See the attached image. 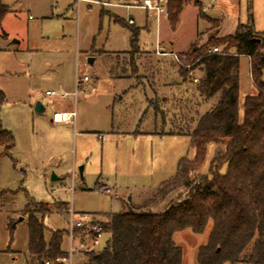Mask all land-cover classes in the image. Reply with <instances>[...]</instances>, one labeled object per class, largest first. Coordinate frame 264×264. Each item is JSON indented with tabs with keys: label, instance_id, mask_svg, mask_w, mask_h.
I'll use <instances>...</instances> for the list:
<instances>
[{
	"label": "rangeland",
	"instance_id": "obj_1",
	"mask_svg": "<svg viewBox=\"0 0 264 264\" xmlns=\"http://www.w3.org/2000/svg\"><path fill=\"white\" fill-rule=\"evenodd\" d=\"M1 1L9 12L1 23L0 44L9 51L0 52V91L5 94L0 119L15 138V148L6 156L0 147V193L8 194L0 208V264H32L29 214H24L31 202L50 206L42 217L49 242L53 232L68 230L70 210L104 222V214L142 205L176 175L182 158H194L187 132L216 101L197 93L204 72L184 63L188 47L192 41L203 46L212 36L227 37L216 32L214 19L222 27L238 20L264 32V0H187L180 23L174 27L170 22L173 29L164 19L159 34L156 18L148 17L146 29L143 11L100 5L137 0L84 2L79 13L77 7L70 11L74 0ZM129 15L140 29L141 49L121 54L130 47V30L122 23ZM159 39L165 41L162 47L173 43L178 50L188 49L178 54L181 64L157 56ZM103 50L117 54L98 55ZM77 65L79 78L87 75L90 82L81 85L75 100ZM239 87L243 119L246 97L257 92L246 57L240 59ZM48 90L72 95L61 102L46 97ZM38 103L42 112L35 110ZM64 109L76 112L75 128L51 123L54 112ZM172 118L178 125L169 122ZM216 149L208 146L204 173ZM225 171L223 167L221 173ZM53 175L58 180L52 181ZM171 198L177 199L172 194L153 211L161 212ZM36 210L29 208L31 214ZM211 228L210 223L201 235L184 231L174 236L184 250V264H197V250L207 243ZM108 239L104 235L94 250H101ZM90 246L88 237L76 235L73 264L86 263ZM69 247L66 234L62 249L68 252Z\"/></svg>",
	"mask_w": 264,
	"mask_h": 264
},
{
	"label": "trees",
	"instance_id": "obj_2",
	"mask_svg": "<svg viewBox=\"0 0 264 264\" xmlns=\"http://www.w3.org/2000/svg\"><path fill=\"white\" fill-rule=\"evenodd\" d=\"M186 3L168 0L174 27ZM8 12L0 0V27ZM199 15L203 17L201 11ZM130 31L134 48L139 31ZM220 46H224L220 53L208 54ZM241 57L250 59L257 91L246 97L243 119L239 113ZM184 63L202 68L197 93L201 99L216 101L187 132L195 156L182 158L176 175L142 205L104 214L102 225L109 239L101 250L86 255L85 264H184V250L174 236L184 231L201 235L210 223L208 241L197 250V264H264V32H256L251 23H240L233 35L212 36L203 46L192 43ZM4 101L0 91V111ZM211 144L217 152L204 173ZM0 147L6 156L15 148V138L3 128L1 119ZM172 194L177 199L171 198L161 212L153 211ZM7 197L6 192L0 193V208ZM31 207L38 210L31 214ZM49 207L31 202L24 211L29 214L32 264L67 256L62 245L68 231H55L49 242L45 239L42 217L50 212Z\"/></svg>",
	"mask_w": 264,
	"mask_h": 264
},
{
	"label": "built area",
	"instance_id": "obj_3",
	"mask_svg": "<svg viewBox=\"0 0 264 264\" xmlns=\"http://www.w3.org/2000/svg\"><path fill=\"white\" fill-rule=\"evenodd\" d=\"M78 3L81 2H88V3H99L95 0H77ZM105 5L104 3H101ZM115 6L124 7L128 11L137 8L146 11L148 14L153 15L156 20L159 22L161 18H168L169 17V10L167 7V0H137L132 4H116ZM127 23L129 25H134V19L128 18ZM157 54L160 56H169L172 57L176 63H180L183 59L176 53L167 52L164 48H161L159 45L157 46L156 50ZM221 50L218 47L212 48L208 50V54H218ZM88 82L89 77L85 76L83 80L76 78L75 82V92L73 93L75 100L77 98L78 92L81 90V85L83 82ZM46 96L49 97H57L64 99L68 96L67 93L57 92V91H47ZM54 123H67V124H74L76 121V112H55L52 118ZM105 135H99V138L105 139ZM105 193H109L110 189L107 188ZM68 237L70 239V247L69 251L67 252V256L57 258L55 260H47L44 264H73V255L76 252L75 247V239L76 235L85 236L90 239L91 246L89 247L90 251H93L94 248L102 242L104 235H106L102 222L96 220L93 215L91 214H76L73 209L70 210V217L68 221ZM80 246L83 248L85 245L80 243Z\"/></svg>",
	"mask_w": 264,
	"mask_h": 264
},
{
	"label": "crops",
	"instance_id": "obj_4",
	"mask_svg": "<svg viewBox=\"0 0 264 264\" xmlns=\"http://www.w3.org/2000/svg\"><path fill=\"white\" fill-rule=\"evenodd\" d=\"M95 1H97V0H95ZM81 3H84V2H81ZM81 3H78L77 2V0H74V3L72 4V5H70L69 7H70V11L72 12V13H75V11H74V8L75 7H77V13H79V7H80V5H81ZM85 3H87V4H97V3H88V2H85ZM105 4V3H104ZM130 4V3H129ZM167 4H168V0H167ZM100 5H102V4H100ZM105 5H108V6H111V7H117V8H124V7H118V6H115L116 4H110V3H106ZM105 5H102V6H105ZM186 5H187V3H186ZM126 9V8H125ZM133 9H135V10H140V11H143V12H145L146 13V17H145V20H146V29L147 30H149V26H150V24H149V21H148V17H153V18H155L153 15H151V14H148L146 11H144V10H141V9H137V8H133ZM64 10H66L67 11V9H64ZM64 10H63V13H64ZM132 10V9H131ZM204 10H205V8H204ZM199 12H200V10H199ZM199 12H198V15H199ZM181 15H182V13H181ZM181 15H180V18H181ZM202 16H203V14H202ZM204 17V16H203ZM128 18H133L131 15H129L128 16ZM134 19V18H133ZM167 20V21H169V24H170V27H172L171 26V23H170V20H169V17L168 18H166V17H164V18H161V20L158 22V34L160 33V28H161V23L163 22V20ZM214 20H217V22H218V25H217V32L218 33H221V35L222 36H229V35H233L234 33H235V31H236V29L238 28V26H239V24L241 23L240 21H238V20H235L234 21V23H232V24H230V26H228V27H222L221 26V23H220V21L218 20V19H214ZM127 21H128V19H126V21H123V22H125V24L129 27V30L131 29V28H133V29H136V30H138L139 31V35H140V29L139 28H137L136 27V22H135V20H134V25H129L128 23H127ZM180 23V19H179V22H178V24ZM177 24V25H178ZM241 24H244V23H241ZM173 28V27H172ZM173 29H175V28H173ZM256 31V30H255ZM256 32H258V31H256ZM259 33H261V32H259ZM131 39H132V34H131V31H130V38H129V44H130V47H129V50H127V51H123V52H121V54H126V53H129L133 48H132V44H131ZM0 40H1V38H0ZM165 41H161L160 39H159V41H158V45L161 47V48H164L167 52H173V53H176V54H179L180 55V53H184V52H186L188 49H189V47H188V49L187 50H185V51H183V50H178L176 47H174V45H173V43H170V44H167V45H164L163 47L161 46V44L162 43H164ZM192 43H194V41H192ZM191 43V44H192ZM190 44V45H191ZM135 47H139L140 49H141V47L139 46V37H138V43H137V46H135ZM134 47V48H135ZM3 51H9L8 49L7 50H5V49H3L2 47H1V44H0V52H3ZM115 54H117V53H112V52H109V51H105V50H103V51H101L98 55H100V56H102V57H107V58H109V57H113V56H115ZM156 54H157V52H156ZM157 56L158 57H161V58H163V59H170L171 60V62L172 63H174L175 62V60L172 58V57H169V56H160V55H158L157 54ZM247 58V57H246ZM249 59V58H248ZM249 61H250V59H249ZM176 63V62H175ZM139 65L140 64H135V67H137V69L139 68ZM173 66H175V65H173ZM140 70V69H139ZM79 66L77 65V70H76V78H79ZM178 73H179V77L181 78L183 75L180 73V71H178ZM85 76H87V75H84V77ZM133 76V75H132ZM83 77V78H84ZM133 77H140V76H136V75H134ZM76 78H75V82H76ZM83 78H79L80 80H83ZM83 82V81H82ZM90 82V79H89V81L88 82H83L82 84V87L84 86V85H86V84H88ZM180 87H182V85L181 84H179V83H177ZM48 91H50V90H48ZM47 92V91H46ZM57 92H61V91H57ZM73 94V93H72ZM72 94H68V96L67 97H69L70 95H72ZM46 95V94H45ZM31 97H32V95H31ZM46 97H49V96H46ZM67 97L66 98H64V99H62V98H60L59 96H57V97H49V98H58L61 102H65L66 101V99H67ZM167 99V97H164L163 98V100H166ZM30 106V109L32 108V106L31 105H29ZM61 106H64V103L63 104H61ZM73 110H68V109H64V110H57V111H55V112H72ZM54 112V113H55ZM160 112V111H159ZM169 117V116H168ZM53 118V117H52ZM169 120V122L170 123H172V124H177L178 125V121H177V119L176 118H172V119H168ZM51 123H53V124H59V125H68V126H73L74 128H75V126H76V121H75V123L74 124H67V123H54L53 122V120H51ZM165 124H167V122H165ZM180 134H182V133H178V135H180ZM99 137V136H98ZM57 180H58V178H57Z\"/></svg>",
	"mask_w": 264,
	"mask_h": 264
},
{
	"label": "water",
	"instance_id": "obj_5",
	"mask_svg": "<svg viewBox=\"0 0 264 264\" xmlns=\"http://www.w3.org/2000/svg\"><path fill=\"white\" fill-rule=\"evenodd\" d=\"M89 62H90V64H92V63H93V60H90ZM35 110H36L37 112H42V111L44 110V108H43V106H42L40 103H38V104L36 105ZM83 171H84V169H83V167H81V168L79 169V172H80V176H81V177L83 176ZM51 180H52V181H55V180H57V177H56L55 175H53V177H52Z\"/></svg>",
	"mask_w": 264,
	"mask_h": 264
}]
</instances>
